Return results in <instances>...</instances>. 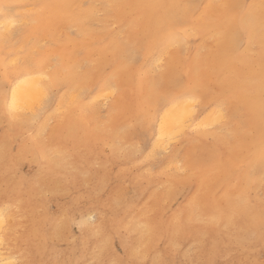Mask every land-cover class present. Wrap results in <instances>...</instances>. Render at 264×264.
<instances>
[{
  "label": "clouds",
  "instance_id": "clouds-1",
  "mask_svg": "<svg viewBox=\"0 0 264 264\" xmlns=\"http://www.w3.org/2000/svg\"><path fill=\"white\" fill-rule=\"evenodd\" d=\"M0 264H264V0H0Z\"/></svg>",
  "mask_w": 264,
  "mask_h": 264
},
{
  "label": "snow or ice",
  "instance_id": "snow-or-ice-1",
  "mask_svg": "<svg viewBox=\"0 0 264 264\" xmlns=\"http://www.w3.org/2000/svg\"><path fill=\"white\" fill-rule=\"evenodd\" d=\"M194 101H189V103H193Z\"/></svg>",
  "mask_w": 264,
  "mask_h": 264
}]
</instances>
